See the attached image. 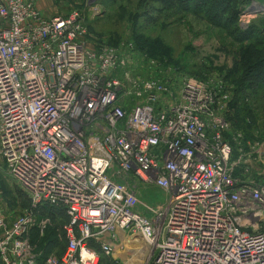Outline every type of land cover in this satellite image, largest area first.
I'll list each match as a JSON object with an SVG mask.
<instances>
[{
  "label": "built area",
  "instance_id": "1",
  "mask_svg": "<svg viewBox=\"0 0 264 264\" xmlns=\"http://www.w3.org/2000/svg\"><path fill=\"white\" fill-rule=\"evenodd\" d=\"M246 1L240 19L264 14ZM37 3L0 0V174L30 202L13 218L0 206V264H99L121 234L152 248L149 264H264V139L229 118L233 86L131 74L136 46L97 49L80 10ZM122 178L166 201L140 213ZM48 205L69 216L62 253L31 239Z\"/></svg>",
  "mask_w": 264,
  "mask_h": 264
},
{
  "label": "rangeland",
  "instance_id": "2",
  "mask_svg": "<svg viewBox=\"0 0 264 264\" xmlns=\"http://www.w3.org/2000/svg\"><path fill=\"white\" fill-rule=\"evenodd\" d=\"M113 1L94 0L92 4H88V0H48L46 3L50 7L48 9L47 6L46 10H43L41 0H38L37 5L44 13L49 12V15L80 10L92 36L90 44L97 49L105 45L120 50L126 42L132 43L139 50L133 65L128 68L134 75H152L170 83L175 78L177 85L188 77L206 80L218 75L232 85L228 78L233 64H239L243 60H250L252 63L259 60L260 55L255 53L256 47L245 49L251 44L237 42L221 28L211 26L205 19L207 12L185 10L177 0ZM149 14L153 17H149ZM262 16L264 19V14ZM249 21L251 23L254 19L247 16L242 20L239 16L241 27L244 28V23L247 25ZM137 33L158 42L161 49L154 52L149 49L141 50V42L136 44L135 40ZM163 48L168 51L165 52ZM251 91L252 89H246L237 93L232 90V93L234 98L237 97V110L245 106L256 109L259 132L254 133L263 140L264 116L260 114L264 111V100L256 99V95L250 94ZM260 92L264 98V89ZM237 110L233 111V115L238 113ZM119 182H128L137 191L140 202L137 210L142 214L151 216L150 209L157 208L166 201V193L159 187H147L134 178H122ZM20 191L11 177L5 173L0 174V206L8 218L23 215L30 206L28 198L19 195ZM51 224L52 222L48 226ZM135 240L138 242H133ZM57 250L60 252L63 249L59 246ZM152 253V248L146 246L141 238L121 234L112 254L101 258L99 264H149Z\"/></svg>",
  "mask_w": 264,
  "mask_h": 264
},
{
  "label": "trees",
  "instance_id": "3",
  "mask_svg": "<svg viewBox=\"0 0 264 264\" xmlns=\"http://www.w3.org/2000/svg\"><path fill=\"white\" fill-rule=\"evenodd\" d=\"M113 2H117V0ZM177 2L179 6L185 10H190L195 13L207 12V15L205 14V19L211 26L221 28L237 42H247L251 44H248L245 49L250 48V46L256 47L255 53L260 55L259 60L253 63L250 62V60H243L239 64H233V69L229 72L228 80L232 83L233 92L236 90L238 93L241 90L246 91V89H252L250 94L256 95V99L260 98L264 100L260 92V90L264 89L263 16H258L247 27L243 28L239 23V16L242 8L247 4L246 0H177ZM149 17L152 18L153 15L149 14ZM135 40L136 44L138 41L141 42V46L139 47L141 50L149 49L150 52H154L155 50L161 49L158 42L151 41L139 33L136 34ZM163 50H165V52L168 51L164 48ZM245 97L246 96H244V98ZM237 103V97H233L230 111L232 115L230 116L229 114V118L237 127L244 130L247 139L262 138H258L256 133H254L258 131V113H255L256 109L245 106L237 110ZM234 110H237L238 113L233 115ZM260 115L264 116V111ZM243 124H245V126ZM41 210V215L50 217L52 224L47 226L43 236H40V231L35 228L31 233V239L34 243L38 244V248L42 249L45 254H50L54 249H58L59 246L63 249L59 253H62L66 247L63 225L69 221V216L64 209L49 205L44 206ZM104 256L105 255H102L101 258H104Z\"/></svg>",
  "mask_w": 264,
  "mask_h": 264
},
{
  "label": "crops",
  "instance_id": "4",
  "mask_svg": "<svg viewBox=\"0 0 264 264\" xmlns=\"http://www.w3.org/2000/svg\"><path fill=\"white\" fill-rule=\"evenodd\" d=\"M46 1H48V0H41V6L43 7V10L45 9H47V6H48V9H49V5H48V3H46ZM46 5V6H45ZM46 13V12H45ZM47 13H49V12H47ZM46 13V14H47ZM47 15H49V14H47Z\"/></svg>",
  "mask_w": 264,
  "mask_h": 264
},
{
  "label": "bare ground",
  "instance_id": "5",
  "mask_svg": "<svg viewBox=\"0 0 264 264\" xmlns=\"http://www.w3.org/2000/svg\"><path fill=\"white\" fill-rule=\"evenodd\" d=\"M133 242L137 243V242H138V240H135V241H133Z\"/></svg>",
  "mask_w": 264,
  "mask_h": 264
}]
</instances>
